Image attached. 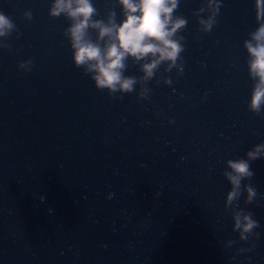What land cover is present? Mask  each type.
<instances>
[{
  "label": "water",
  "instance_id": "water-1",
  "mask_svg": "<svg viewBox=\"0 0 264 264\" xmlns=\"http://www.w3.org/2000/svg\"><path fill=\"white\" fill-rule=\"evenodd\" d=\"M90 3L93 22H123L119 0ZM54 4L0 0L13 23L0 35V264H264V101L251 106L245 46L264 23L255 0H176L182 51L151 77L156 57H126L130 93L75 66L73 21ZM98 36L87 30L103 49ZM239 160L254 175L226 206ZM237 211L260 225L246 242Z\"/></svg>",
  "mask_w": 264,
  "mask_h": 264
},
{
  "label": "clouds",
  "instance_id": "clouds-1",
  "mask_svg": "<svg viewBox=\"0 0 264 264\" xmlns=\"http://www.w3.org/2000/svg\"><path fill=\"white\" fill-rule=\"evenodd\" d=\"M123 6L125 18L117 25L111 17L107 25L97 20L92 21L95 9L90 0H55L51 9L53 16L67 13L73 21L68 29L71 38V47L74 50L72 59L77 68L87 65L89 71H94L92 79L98 89H108L115 92L117 88L125 93L133 91L134 78H124L122 69L125 67L124 60L128 56L141 60L146 56L156 57L151 63L143 65L146 77L153 75V70L161 61L175 63L178 54L182 51L178 42L172 39L174 33L185 24L183 19L173 22L172 12L176 7V0H119ZM255 18L259 22L264 19V0H255ZM13 23L3 14H0V35L5 30L11 29ZM211 28V22L207 25ZM94 28L99 30V40L108 37V43L103 49L98 43L86 39L87 30ZM255 46L246 42L248 52L254 57L251 61V71L259 77L252 96L251 106L258 110L264 101V23L253 34ZM260 154V148L248 153L249 160H255ZM232 172L224 175L232 184V190L227 193L226 206H231L242 195L241 184L244 179H250L254 173L250 171V164L246 160L236 162L229 161ZM235 173V174H233ZM248 192L246 203H251L256 196L257 190L251 185L244 186ZM253 214L237 211L234 215L233 231L239 232L240 241H248L254 230L259 228V222L252 218ZM257 238L259 233H256ZM235 243V241H233ZM255 247L240 248V253L250 252Z\"/></svg>",
  "mask_w": 264,
  "mask_h": 264
}]
</instances>
